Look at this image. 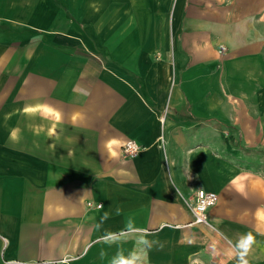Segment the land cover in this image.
Wrapping results in <instances>:
<instances>
[{
	"label": "crops",
	"instance_id": "0c3cea01",
	"mask_svg": "<svg viewBox=\"0 0 264 264\" xmlns=\"http://www.w3.org/2000/svg\"><path fill=\"white\" fill-rule=\"evenodd\" d=\"M249 234L264 264V0H0V264L138 236L148 264H238Z\"/></svg>",
	"mask_w": 264,
	"mask_h": 264
},
{
	"label": "built area",
	"instance_id": "2783aa9c",
	"mask_svg": "<svg viewBox=\"0 0 264 264\" xmlns=\"http://www.w3.org/2000/svg\"><path fill=\"white\" fill-rule=\"evenodd\" d=\"M225 48H222L224 51ZM160 147L164 148L166 140L164 137L159 139ZM143 147L137 141L130 139L123 143L121 152L124 157L135 158ZM218 202V194L204 189L198 190L195 197V202L192 206L194 215V223L199 225L209 224V210L214 207ZM99 205L98 207H100Z\"/></svg>",
	"mask_w": 264,
	"mask_h": 264
},
{
	"label": "clouds",
	"instance_id": "9594fccd",
	"mask_svg": "<svg viewBox=\"0 0 264 264\" xmlns=\"http://www.w3.org/2000/svg\"><path fill=\"white\" fill-rule=\"evenodd\" d=\"M119 209L117 214H119ZM125 231L131 234L143 233L144 229L138 228L135 225L133 220H129ZM151 241H149L145 236L137 237L138 248L141 250L139 253L130 254L129 256L118 255L114 258L113 264H148V253L147 249L151 247ZM255 243V237L251 234L245 237V244L243 246V251L239 255L238 264H248L247 259L245 258L248 250Z\"/></svg>",
	"mask_w": 264,
	"mask_h": 264
}]
</instances>
